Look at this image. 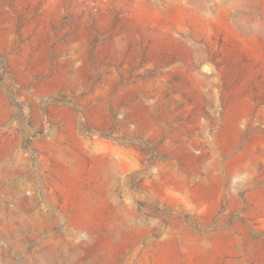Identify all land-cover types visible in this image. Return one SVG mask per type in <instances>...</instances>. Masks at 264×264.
Returning <instances> with one entry per match:
<instances>
[{
  "label": "rangeland",
  "instance_id": "1",
  "mask_svg": "<svg viewBox=\"0 0 264 264\" xmlns=\"http://www.w3.org/2000/svg\"><path fill=\"white\" fill-rule=\"evenodd\" d=\"M0 264H264V0H0Z\"/></svg>",
  "mask_w": 264,
  "mask_h": 264
}]
</instances>
